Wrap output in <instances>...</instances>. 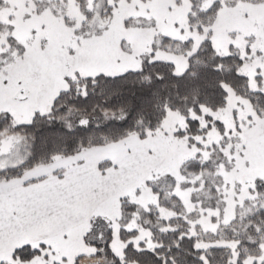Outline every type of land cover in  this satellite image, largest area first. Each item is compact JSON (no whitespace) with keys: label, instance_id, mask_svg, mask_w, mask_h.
<instances>
[{"label":"rangeland","instance_id":"obj_1","mask_svg":"<svg viewBox=\"0 0 264 264\" xmlns=\"http://www.w3.org/2000/svg\"><path fill=\"white\" fill-rule=\"evenodd\" d=\"M215 1L206 0L203 9ZM258 1L221 0L215 14L193 25L189 11L170 9L167 0H2L0 106L22 88L42 87L46 91L40 104L45 112L64 87L66 75L123 74L134 71L144 54L154 53L184 71L189 56L206 41L220 56L241 59L238 71L248 78L249 89L264 93V0ZM225 89V105L216 111L202 108L196 115L168 109L157 129L145 138L137 137L140 141L125 138L99 146L98 155L119 168L114 180L118 193L104 198L83 222L70 221L59 235L41 241L52 252H42L30 263L12 258L13 249L5 247L14 243L0 229V263L92 264L85 259L99 243H108L121 257L126 243L119 239L120 228L139 229V236L131 237L134 246L154 247L151 230L145 227H153L156 220L124 223L123 201L141 208L158 204L166 221L179 227L186 223L191 234L199 236L200 247L227 246L219 239L228 234L223 227L242 226L250 212L264 204V110ZM11 105L20 115L21 106ZM188 118L199 119L200 131L207 130L194 141L186 133ZM93 158L88 159V168ZM15 163L0 167V174L24 165L21 160ZM57 166V162L45 164L29 173L43 174ZM96 178L92 175L91 181ZM152 184L159 192H171L158 199L149 189ZM160 204L171 209L159 208ZM173 208L179 209L182 220H169ZM85 209L83 205L82 213ZM3 227L5 232V223ZM260 249L258 258L253 256L256 250L249 251L244 264H264V239ZM79 255L84 257L76 260ZM237 256L233 254L232 261Z\"/></svg>","mask_w":264,"mask_h":264},{"label":"trees","instance_id":"obj_2","mask_svg":"<svg viewBox=\"0 0 264 264\" xmlns=\"http://www.w3.org/2000/svg\"><path fill=\"white\" fill-rule=\"evenodd\" d=\"M167 1L170 9L175 7V10L189 11L193 25L204 21L209 14H215L221 7V0L215 1L208 9L202 7L206 0ZM2 3L0 0V5ZM99 16L100 13L96 16L98 21ZM108 23L106 21L103 27H107ZM240 62L241 59L235 55L220 56L215 53L206 41L197 52L189 56L184 71L176 70L172 61L157 58L154 53H150L142 56L134 71L123 74L102 73L93 77L66 75L64 87L53 97H56L55 102H52L53 98L50 101L49 107L51 104L53 107L49 114L34 115L32 108L28 107L25 112H28L31 119L17 114L5 115L6 127H9L5 135L11 133L17 141L25 138L26 146L32 149V158L22 167L0 174V182L21 176L24 170L35 165L51 163L57 157H68L92 147L120 141L130 135L145 138L161 124L168 109L184 111L185 114L192 111L196 115H201L202 108L216 111L225 105L226 87L264 110V93L249 89L248 78L238 71ZM38 97L42 98L41 95ZM33 98L35 100L37 97ZM4 118L0 117V123ZM198 121L187 119L186 133L191 135L189 139L192 138V141L201 131H207L206 128L200 131ZM189 122H193L191 127ZM98 125L104 127L96 131ZM5 135H0V139ZM108 166L109 162H103L100 169L104 170ZM153 185L149 189L158 199L171 192H159ZM121 205V220L124 223L135 220L137 225H141L147 218L156 220L153 227H145L151 230L156 245L148 248L141 243L136 247L131 237H138L139 229L120 228L119 239L126 243L121 257L114 253L108 243H99L95 244L96 250L85 259L90 263L98 264L97 258H100V264H244L243 257H248V252L253 249L256 250L253 256L260 257L264 239V204L251 211L242 226H231L229 223L226 226L230 228L223 227L224 232L228 231L227 236L222 234L219 237L216 233L215 236L223 238L227 246L206 248L199 246V236L191 234V228L185 226L186 223L179 227L172 221H166L157 208L158 204L141 208L138 204L123 201ZM160 206L166 210L171 209L162 204ZM178 210L173 208L174 217L169 220H182L183 215ZM42 252L52 251L44 244L37 247L24 245L13 249L11 255L22 263H30ZM235 253L238 256L232 261L231 257ZM82 256H77L76 260Z\"/></svg>","mask_w":264,"mask_h":264},{"label":"crops","instance_id":"obj_3","mask_svg":"<svg viewBox=\"0 0 264 264\" xmlns=\"http://www.w3.org/2000/svg\"><path fill=\"white\" fill-rule=\"evenodd\" d=\"M125 138L140 141L135 135ZM99 148L96 146L68 157H57L48 165L57 162L58 166L43 174L29 173L43 166L35 165L24 170L21 176L0 182V229H3L5 238L14 243L5 249L40 244L57 236L67 223L83 222L104 198L115 191L118 193V187L114 190L117 186L114 180L118 178L119 168L107 158L100 157ZM91 157L94 158L88 168ZM103 162H109L110 166L101 170ZM103 173H107L106 177L101 176ZM92 175L97 177L95 182L91 181ZM113 175L116 176L112 178ZM83 205L86 213H82Z\"/></svg>","mask_w":264,"mask_h":264},{"label":"flooded vegetation","instance_id":"obj_4","mask_svg":"<svg viewBox=\"0 0 264 264\" xmlns=\"http://www.w3.org/2000/svg\"><path fill=\"white\" fill-rule=\"evenodd\" d=\"M45 90V88H38V87H33L32 89H28V88H22L20 90L17 91V93H15L14 95L8 96L5 99H3V103L0 106V117L1 119L6 117L5 115L11 114V116H14V114H17V111H13V107H11L13 105H20L21 109L18 111L20 113V115L23 118H29L31 119V116L28 114V112L26 113V108L31 107V111L32 113H39L41 115H45V114H49L52 109V104L50 105V107H48L49 109L46 112H42V106L40 104L41 99H39V95H41V97H43L45 95V93H43ZM33 96H36L37 98H35V100L30 101L29 99ZM30 97V98H28ZM55 98H53L52 102H55ZM18 115V114H17ZM35 115V114H34ZM29 116V117H28ZM33 117V116H32ZM5 118L3 119V121L0 123V135H5L4 132H6V130L9 129V127H6L7 124L5 122ZM1 121V120H0ZM10 131H12L11 127H10ZM9 131V133H10ZM7 137V135H5ZM8 136H12L14 138V140L16 141V137H14L13 135L8 134ZM5 138V137H4ZM3 139V138H1ZM15 152L14 150L11 151V154L9 156L0 158V167H4V166H16L18 164H16L15 162L18 163V160H21L22 163L21 164H25L27 161H29L32 158V152H31V148L27 147L25 144V138L22 141H17V143H15Z\"/></svg>","mask_w":264,"mask_h":264},{"label":"water","instance_id":"obj_5","mask_svg":"<svg viewBox=\"0 0 264 264\" xmlns=\"http://www.w3.org/2000/svg\"><path fill=\"white\" fill-rule=\"evenodd\" d=\"M15 143H17V140L15 141L12 136L0 139V158L9 156L15 148Z\"/></svg>","mask_w":264,"mask_h":264}]
</instances>
